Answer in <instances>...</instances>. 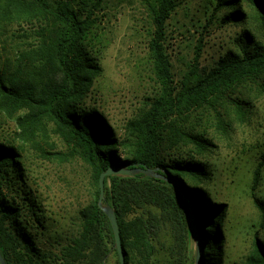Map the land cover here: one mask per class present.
Listing matches in <instances>:
<instances>
[{"label":"trees","instance_id":"obj_1","mask_svg":"<svg viewBox=\"0 0 264 264\" xmlns=\"http://www.w3.org/2000/svg\"><path fill=\"white\" fill-rule=\"evenodd\" d=\"M241 1L213 0L211 4L215 12L231 10L222 19L225 24H239L246 19ZM248 1L264 33V0ZM97 7L91 11L84 0H0V30L16 26L21 32L17 36L24 40L12 64L0 66V114L15 123L19 142L40 146L39 140H48L50 131L57 135L72 157L89 168L93 191L89 204L79 211L77 235L66 245L59 237H44L45 211L22 161V148L0 134V251L6 263L107 264L115 235L99 207L100 177L110 167H125L153 172L105 180V203L118 218L125 264H162V253L165 264H195L186 209L168 180L181 184L193 202L201 264H264V236L259 231L241 261L228 256V209L199 184L207 180L209 165L198 155L211 144L183 130L192 113L211 99L227 98L244 110L239 89L263 80L264 44L245 30L237 51H228L204 75L178 87L165 46L167 21L177 0H154L149 49L159 95L146 112L128 123L121 139L103 113L88 104L102 73L92 23ZM186 139L194 150H184ZM263 172L264 153L254 176V192ZM255 202L264 222V206Z\"/></svg>","mask_w":264,"mask_h":264},{"label":"rangeland","instance_id":"obj_2","mask_svg":"<svg viewBox=\"0 0 264 264\" xmlns=\"http://www.w3.org/2000/svg\"><path fill=\"white\" fill-rule=\"evenodd\" d=\"M84 1L91 11L98 6L97 0ZM212 1L177 0V8L167 21L165 46L178 87L204 75L228 51H237L245 30L264 44L260 19L248 0L240 3L246 19L239 24H225L222 19L231 10L215 12ZM98 4L92 23L96 25L94 43L101 51L102 73L88 104L99 109L118 137L124 139L128 123L146 112L159 95L149 49L154 0H102ZM18 33L16 26L0 30V66L15 60L18 44L24 41ZM239 93L244 95L243 111L227 98L211 99L183 125L187 134L199 135L211 144L207 152L198 155L209 165L207 180L199 184L228 209L226 249L228 256L237 261L250 252L255 232L264 236L262 213L255 202L264 206V172L261 185L253 191L256 169L264 153V77L239 89ZM230 98L235 95L230 94ZM0 134L10 141L18 139L15 123L3 114ZM48 137L39 140L40 146L22 140L16 144L22 148V161L43 203L47 227L44 237H59L66 245L80 231L79 211L91 200V173L80 159L72 157L57 135L50 131ZM183 144L184 150L195 149L187 139ZM173 182L188 195L181 184ZM183 184L191 187L186 179ZM197 256L193 243L191 257L195 264ZM107 264H121L116 246Z\"/></svg>","mask_w":264,"mask_h":264},{"label":"water","instance_id":"obj_3","mask_svg":"<svg viewBox=\"0 0 264 264\" xmlns=\"http://www.w3.org/2000/svg\"><path fill=\"white\" fill-rule=\"evenodd\" d=\"M138 173H143L146 175H153L152 171L148 170H142V169H127L125 167L122 168H114L110 167L106 172H104L101 177H100V199H99V207L100 209L105 213V215L108 217L112 229L114 231L115 235V246L116 250L119 255L120 263L125 264V254L123 251L122 247V242H121V235H120V228H119V223H118V218L115 213V210L109 205L105 203V180L107 177L110 176H133ZM165 179V178H164ZM167 180V179H165ZM172 185H174L176 189V194L179 199V201L184 205L187 213V220L192 236L193 243L195 244L197 251H198V256H197V264H201V246H200V234L197 228V223H196V215H195V210L193 206V202L189 195H187L181 188L176 186V184L168 180ZM0 264H7L6 260L4 259L1 251H0Z\"/></svg>","mask_w":264,"mask_h":264}]
</instances>
